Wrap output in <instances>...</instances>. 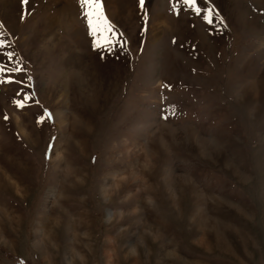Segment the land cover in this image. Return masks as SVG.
<instances>
[{"label": "rangeland", "instance_id": "374dc122", "mask_svg": "<svg viewBox=\"0 0 264 264\" xmlns=\"http://www.w3.org/2000/svg\"><path fill=\"white\" fill-rule=\"evenodd\" d=\"M85 11L0 0V264H264V0Z\"/></svg>", "mask_w": 264, "mask_h": 264}, {"label": "snow or ice", "instance_id": "6c2138e0", "mask_svg": "<svg viewBox=\"0 0 264 264\" xmlns=\"http://www.w3.org/2000/svg\"><path fill=\"white\" fill-rule=\"evenodd\" d=\"M185 3L189 4L190 6L195 7L197 0H184ZM21 3L23 5H28L29 0H21ZM81 6L86 9L85 16L87 18V23L90 29V33L97 32L100 29V25H104L103 31L112 32V26L109 24L107 17L104 12V0H80ZM141 6L144 5V0H140ZM197 12L200 11V9H196ZM27 15V13H25ZM23 19V16H22ZM105 43L108 42V38L104 37ZM3 46V41H0V47ZM9 59L12 57V53H7ZM6 71H15L19 72L21 69L19 67H15L12 69H8L4 65H0V73L6 72ZM31 80V77L28 78ZM11 78L9 77L5 81L0 82H10ZM31 99V96L27 93L24 94V97L22 100H14V103L18 108H23L25 106V103ZM52 114L49 112L48 109H44L43 115L38 118L37 123H40L44 121L45 119H51ZM5 119H7V116H5Z\"/></svg>", "mask_w": 264, "mask_h": 264}, {"label": "bare ground", "instance_id": "6f19581e", "mask_svg": "<svg viewBox=\"0 0 264 264\" xmlns=\"http://www.w3.org/2000/svg\"><path fill=\"white\" fill-rule=\"evenodd\" d=\"M111 1H113V0H107V2H108V5H110V3H111ZM114 2H115V0H114ZM165 22H164V19L163 18H161L160 17V15H158L157 17H156V21H155V29H154V31H156L155 32V34H154V37H156V36H158V33H159V30L163 27V24H164ZM72 36H74V34H72ZM74 65V63H73V61L72 62H70V66H73ZM70 73L72 72L71 70H68ZM58 75V74H57ZM64 76H65V73H64ZM64 76H61L62 78L64 77ZM56 79H60V80H62L61 78H59V76L58 77H56ZM72 123H73V127H75V130L77 129V127H76V123H77V120L76 119H74V120H72ZM71 123V124H72ZM83 127V126H82ZM83 130V129H82ZM84 131V130H83ZM84 132H86V130L84 131ZM124 145V144H123ZM126 146V145H125ZM125 149H127L128 150V147H125L124 148V150ZM58 152H59V150H58ZM59 155H61L62 156V154L61 153H58ZM68 173L70 172L69 170L67 171ZM0 173H2L3 174V176H5V178H7V179H9L8 177H6L7 175L6 174H4L1 170H0ZM59 191V190H58ZM6 239V238H5ZM110 256V255H109Z\"/></svg>", "mask_w": 264, "mask_h": 264}]
</instances>
